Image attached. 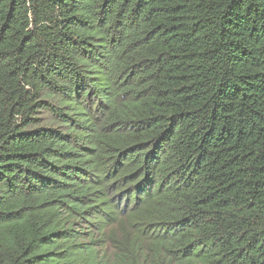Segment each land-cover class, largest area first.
Segmentation results:
<instances>
[{"label":"trees","instance_id":"16d2710c","mask_svg":"<svg viewBox=\"0 0 264 264\" xmlns=\"http://www.w3.org/2000/svg\"><path fill=\"white\" fill-rule=\"evenodd\" d=\"M0 264H264V0H0Z\"/></svg>","mask_w":264,"mask_h":264}]
</instances>
